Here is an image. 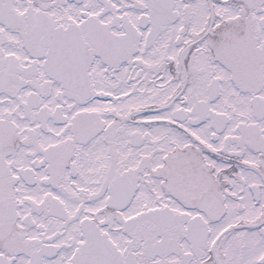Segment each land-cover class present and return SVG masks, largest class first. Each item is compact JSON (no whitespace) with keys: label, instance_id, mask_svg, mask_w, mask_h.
<instances>
[{"label":"snow or ice","instance_id":"6c2138e0","mask_svg":"<svg viewBox=\"0 0 264 264\" xmlns=\"http://www.w3.org/2000/svg\"><path fill=\"white\" fill-rule=\"evenodd\" d=\"M0 264H264V0H0Z\"/></svg>","mask_w":264,"mask_h":264}]
</instances>
